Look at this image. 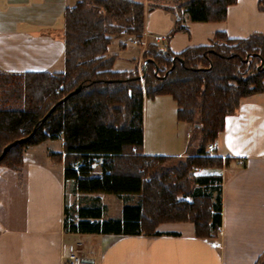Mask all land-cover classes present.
I'll return each instance as SVG.
<instances>
[{"label":"trees","instance_id":"trees-1","mask_svg":"<svg viewBox=\"0 0 264 264\" xmlns=\"http://www.w3.org/2000/svg\"><path fill=\"white\" fill-rule=\"evenodd\" d=\"M234 1L154 0L148 7L158 5L173 12L176 21L171 34L185 28L181 23L185 12L194 21L223 20ZM258 6L264 11V0H258ZM144 25L142 1L78 0L64 11L62 71H0L5 83L17 78L16 95L12 91L17 99L0 101V152L5 144L28 135L35 127V132L12 146L0 163L18 169L27 146L62 137L64 177L73 179L78 191L139 195L138 204L124 206L123 220L80 219L73 223L66 211V227L140 233L162 221L188 220L197 236L212 237L221 221L220 185H214L216 176L194 177L192 167L222 164L219 157L206 155L207 144L215 139L225 116L238 107L243 96L264 92V33L230 38L218 32L219 41L179 53L150 43L143 51L148 60L142 65L145 85L141 87L136 65L130 70H112L115 55L105 52L115 36L129 34L139 40ZM78 84V92L40 120L53 103ZM157 94H169L174 99L178 120L200 127L196 154H142L143 103ZM98 159L101 174L92 175ZM194 180L203 189H215L216 195L195 188ZM180 194L191 199L180 198ZM78 213L100 216V209L80 207Z\"/></svg>","mask_w":264,"mask_h":264},{"label":"crops","instance_id":"crops-1","mask_svg":"<svg viewBox=\"0 0 264 264\" xmlns=\"http://www.w3.org/2000/svg\"><path fill=\"white\" fill-rule=\"evenodd\" d=\"M77 1L0 0V71H62L64 11ZM137 1L145 3L142 44L129 34L113 37L107 46V53L115 55L112 70L134 68L150 43L179 53L211 44L218 32L230 38L264 33L258 0H235L223 20L194 21L185 12V28L171 34L176 21L172 11L148 7L154 0ZM131 46L137 47L134 54ZM194 133L191 123L177 119L169 94L144 99L142 154H196L200 136L196 140ZM214 141L209 156L219 157L222 164L199 166L202 173L193 174L220 181L221 221L212 237L197 236L188 220L162 221L140 233L71 230L64 225L66 211L73 223L123 220L124 206L138 204L139 195L78 191L73 179L64 177L62 137L27 146L18 169L0 163V264H61L62 242L73 244L95 264H264V92L243 96ZM98 169L91 174L100 175ZM193 185L216 195L210 186L203 189L195 180ZM80 207H98L100 216H83Z\"/></svg>","mask_w":264,"mask_h":264},{"label":"rangeland","instance_id":"rangeland-1","mask_svg":"<svg viewBox=\"0 0 264 264\" xmlns=\"http://www.w3.org/2000/svg\"><path fill=\"white\" fill-rule=\"evenodd\" d=\"M151 6H158V5H151ZM132 37L135 38L134 36H132ZM135 39H136L135 40L136 42L138 41V43L142 44L140 42L141 38L139 40L137 38H135ZM217 41H219V40L217 39L216 41H213L211 44H213L214 42H217ZM114 43H116V41H114V42L111 43L110 50H114L115 49V44ZM147 46H148V44L144 47V49ZM135 49H137L136 46H131V48H129L128 50H129V52H131V54H134L135 51H132V50H135ZM144 49L142 50V52L140 53V55L137 57V59H136L137 62L135 61V65L138 68L137 69L138 70L137 73L139 75V83H140L141 87H144V85H145V78H144V75H143L144 71L142 69L143 61L145 60V56L143 55ZM105 55H109L107 53V51L105 52ZM5 79H6V77H0V82H1V84H0V101H3V100H5V101L6 100L12 101V99H17V98H15L16 96H14V94L12 93V91H13V92H15V95H16V91L15 90L17 89V87L15 85L16 84L15 81L17 80V78L11 77V78L8 79L9 82L7 81L6 83H5ZM166 97H168V96H166ZM20 99L23 100V97L20 98ZM12 103H16V102H12ZM14 105H16V104H14ZM17 105H21V102H19ZM43 105H44V103H43ZM191 124H192V126L194 128V132H195L194 133V136H195V139L197 140L198 137L200 136V130H199L200 127L197 126V125H194L193 123H191ZM174 131H176V129L173 130V132ZM56 143H58V140L56 141ZM198 143H200V139L198 140ZM211 154H212V152L207 151V154L206 155H211ZM183 157H185V156H183ZM14 159L17 161L16 158H14ZM16 161H14V162H16ZM99 167H100V160L98 159V160H96V164L94 165V169L95 170H93V174H95L96 172H99V169L96 170V168H99ZM196 168H199V166L198 165L197 166L195 165V166L192 167V174H193V171H196L197 174L198 173H202V172H200V170H197ZM178 197H181V196L179 195Z\"/></svg>","mask_w":264,"mask_h":264},{"label":"built area","instance_id":"built-area-1","mask_svg":"<svg viewBox=\"0 0 264 264\" xmlns=\"http://www.w3.org/2000/svg\"><path fill=\"white\" fill-rule=\"evenodd\" d=\"M216 147V142L213 140L207 144V150L212 152ZM200 170V168H196ZM194 175H197L196 171H193ZM220 185V181L215 180L214 185ZM60 259L61 264H95L94 262L84 259L78 252L77 248L71 244L62 242L60 245Z\"/></svg>","mask_w":264,"mask_h":264},{"label":"water","instance_id":"water-1","mask_svg":"<svg viewBox=\"0 0 264 264\" xmlns=\"http://www.w3.org/2000/svg\"><path fill=\"white\" fill-rule=\"evenodd\" d=\"M182 60V59H181ZM147 61V59H145L143 61V64H145ZM173 64H174V60H173ZM81 88V84H78L74 89H72L71 91H69L68 93H66L64 96H62L60 99H58L55 103H53L49 109L45 112V114L41 117V121H43L56 107V105L58 103H61L62 101H64L65 99H67L69 96H71L72 94H75L76 92L79 91V89ZM35 132V127L32 129V131L24 136V137H20V138H17V139H14L10 142H8L7 144H5L3 147H2V150L0 152V159L3 157V155L12 147L14 146L15 144L17 143H21V142H24L25 140H27L33 133Z\"/></svg>","mask_w":264,"mask_h":264}]
</instances>
